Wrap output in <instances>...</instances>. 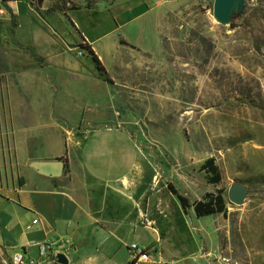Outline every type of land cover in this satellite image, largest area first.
Returning a JSON list of instances; mask_svg holds the SVG:
<instances>
[{"label":"rangeland","instance_id":"1","mask_svg":"<svg viewBox=\"0 0 264 264\" xmlns=\"http://www.w3.org/2000/svg\"><path fill=\"white\" fill-rule=\"evenodd\" d=\"M4 1L0 45L14 32ZM54 1L61 2L34 0L32 6L50 8ZM64 1L75 10L48 15L46 23L23 0L8 5L22 44L42 52L46 43L51 54L66 43L70 62L82 69H49L59 92L49 96V131L39 142L65 154L67 132L76 135L86 171L124 175L144 189L150 207L161 206L159 240L136 227L127 241L152 250L154 259L144 264H264V0H245L225 27L212 17L214 0ZM123 21L130 22L115 30ZM104 34L95 44L107 69L100 77L78 45L82 36ZM8 58L17 62L14 54ZM0 110L5 124L1 92ZM209 158L221 175L216 185L200 170ZM168 183L190 204L221 191L226 216L184 214ZM233 183L245 187L241 205L227 199ZM126 246L118 245L115 264H131ZM10 258L0 249V264Z\"/></svg>","mask_w":264,"mask_h":264},{"label":"crops","instance_id":"2","mask_svg":"<svg viewBox=\"0 0 264 264\" xmlns=\"http://www.w3.org/2000/svg\"><path fill=\"white\" fill-rule=\"evenodd\" d=\"M20 1L2 3L11 12L15 25H12L11 42L0 45V78H4L0 92L7 119L5 124L0 123V249L10 257L21 253L27 259H36V244L48 242L54 247L61 246L59 252L68 253V264H115L112 256L118 251V245H127V250L131 245L127 241L136 227H142L148 233L153 231L156 239L150 233L149 236L154 241L159 240L155 227L156 218L163 215L161 206L150 207L144 189H135L134 181L124 175L111 178L86 171L83 146L76 135L67 132L69 138L65 142L69 152L65 154L64 150L49 152L44 143L39 142L44 141V135L49 131L46 106L49 96L54 98L56 91L59 92L57 83L49 80V69L77 74H82V69L70 62L67 52L72 49L66 43L65 47L55 48L49 54L47 47L50 45L46 43L41 52L20 42L15 36L20 27L17 16L8 6ZM23 2L37 19L46 23L44 17L48 16L45 12L49 5L38 6L36 3L33 7L30 0ZM129 22L117 23L115 30ZM46 26L49 28L48 23ZM34 29L35 34L41 35L36 27ZM106 35L93 40L82 36L80 43L84 41L90 47L107 71L95 48ZM5 38L8 39L7 35ZM8 53L16 56L14 65ZM112 65L117 64L113 61ZM58 159L62 162L65 159L67 172L64 167L57 178L40 175L31 167L33 162ZM152 257L154 259V255ZM158 260L163 262L160 255ZM42 264H49V261Z\"/></svg>","mask_w":264,"mask_h":264},{"label":"trees","instance_id":"3","mask_svg":"<svg viewBox=\"0 0 264 264\" xmlns=\"http://www.w3.org/2000/svg\"><path fill=\"white\" fill-rule=\"evenodd\" d=\"M13 1V0H8ZM5 2V1H4ZM29 4L32 6L33 4L29 2ZM71 10L75 9H68L65 7V1L61 0V2L54 1L51 5V7L46 10V15L61 13L65 14L66 12H70ZM15 25V22H13V26ZM80 48H82L88 57L91 59L95 70L98 72L100 77L105 76V70L97 58V56L94 54V52L90 49L88 45L85 44L83 41V44L79 45ZM59 161H62V159H58ZM64 167H65V173L67 172V166L66 161L63 159ZM200 170L205 173L207 176V181L209 184L216 185L221 181V175L219 172L218 167L215 165V160L213 158H209L204 161V163L201 165ZM166 189L169 191V193L177 199L181 210L184 214H187L188 209H192V212L194 216L198 218L207 217V216H215V215H222L223 217L226 216V204L225 200L222 196L221 191H217L215 195L213 194H206L205 198L201 201H197L193 204H190L188 199L178 193V191L174 188V186L170 183L166 185ZM131 264H134L131 262Z\"/></svg>","mask_w":264,"mask_h":264},{"label":"water","instance_id":"4","mask_svg":"<svg viewBox=\"0 0 264 264\" xmlns=\"http://www.w3.org/2000/svg\"><path fill=\"white\" fill-rule=\"evenodd\" d=\"M33 2L34 0H30ZM42 0H36L39 4ZM245 0H214L212 17L221 26H229L231 20L242 13ZM233 26V25H231ZM31 167L40 175L57 178L63 173L64 165L62 161L55 160L50 162H33ZM227 199L232 205H241L245 199V187L236 183L231 184ZM153 239H156L153 231L149 232ZM57 264H68V258L63 253L55 256Z\"/></svg>","mask_w":264,"mask_h":264},{"label":"built area","instance_id":"5","mask_svg":"<svg viewBox=\"0 0 264 264\" xmlns=\"http://www.w3.org/2000/svg\"><path fill=\"white\" fill-rule=\"evenodd\" d=\"M4 14V11L0 9V16ZM81 56V54L79 53ZM37 258L27 259L21 253H17L10 258V264H42L44 261H55L57 253H63L68 258L67 252H56L53 248L54 245L48 242H40L36 244ZM130 262L134 264L150 263L153 260L152 250L141 249L136 244H131L127 247Z\"/></svg>","mask_w":264,"mask_h":264}]
</instances>
